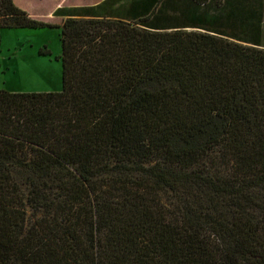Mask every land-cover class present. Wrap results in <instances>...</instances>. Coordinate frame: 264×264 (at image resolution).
Listing matches in <instances>:
<instances>
[{
	"label": "trees",
	"instance_id": "1",
	"mask_svg": "<svg viewBox=\"0 0 264 264\" xmlns=\"http://www.w3.org/2000/svg\"><path fill=\"white\" fill-rule=\"evenodd\" d=\"M179 1L57 26L0 0V32L63 46L62 91L0 90V264H264L262 18L242 38Z\"/></svg>",
	"mask_w": 264,
	"mask_h": 264
},
{
	"label": "rangeland",
	"instance_id": "2",
	"mask_svg": "<svg viewBox=\"0 0 264 264\" xmlns=\"http://www.w3.org/2000/svg\"><path fill=\"white\" fill-rule=\"evenodd\" d=\"M105 1L14 0L20 8L27 11L33 18L57 26H61L67 19L63 15L68 13L69 10L83 6L98 5V3L102 4ZM133 1H120L115 7L114 16H124L132 20L134 17L131 11ZM236 1L241 2L242 0ZM248 8L254 9L256 17L252 20L246 18L248 9L246 12L240 11L239 13L242 14H240L239 18L230 19V17L226 16L222 23V30L227 33H234L238 37L249 38L253 32L251 23H256L262 18L260 23L264 35V0H248ZM41 49L51 50L52 55H41ZM62 53L61 29L59 28L2 30L0 32V90L10 92L62 91ZM17 179L23 185L24 190L28 191L27 175L18 174Z\"/></svg>",
	"mask_w": 264,
	"mask_h": 264
},
{
	"label": "crops",
	"instance_id": "3",
	"mask_svg": "<svg viewBox=\"0 0 264 264\" xmlns=\"http://www.w3.org/2000/svg\"><path fill=\"white\" fill-rule=\"evenodd\" d=\"M120 1H123V0H119V2ZM211 2L212 3L209 2L207 4V8L209 7L207 13L209 16L208 19L211 20L212 22H215L219 18L221 13H226L228 15L232 10L239 13L240 11L246 12L245 10L248 9V0H242L241 2L236 1V0H211ZM100 3H102V2H100ZM117 4H116V6H117ZM182 4L183 3L180 2L179 0H173L171 7H167V13H170V14L182 13V10H183ZM90 6H94V5H90ZM203 9H205L204 5H202L200 7V10L203 11ZM122 17H124V16H122ZM29 92H31V91H29Z\"/></svg>",
	"mask_w": 264,
	"mask_h": 264
}]
</instances>
